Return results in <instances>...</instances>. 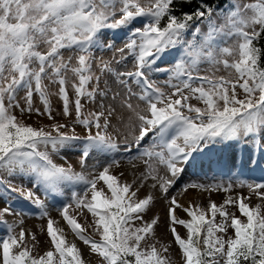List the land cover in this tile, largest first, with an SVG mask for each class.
Here are the masks:
<instances>
[{
	"label": "snow or ice",
	"instance_id": "obj_1",
	"mask_svg": "<svg viewBox=\"0 0 264 264\" xmlns=\"http://www.w3.org/2000/svg\"><path fill=\"white\" fill-rule=\"evenodd\" d=\"M185 2L190 4L192 0ZM175 5L176 0H0V198L5 193H17L45 217L49 213L40 196L31 188L12 187L3 175H26L34 188L56 198L69 191V202L61 208L63 219L92 253L102 257L104 264H172L156 244H142L146 236L154 235L159 217L135 225L149 210L153 196L134 200L138 189L132 190V185L121 182L118 175L110 172L119 163L112 156L121 150L116 138L108 132L109 118L115 109L104 107L108 90L99 88L100 76L92 67L96 63L102 73L114 71L110 62L95 56V51L114 48L113 42L104 43L100 39L106 30H127L129 39L124 48L117 50L122 55L115 62L124 64L131 57L134 68L115 71L120 83L128 89L124 106L132 114L129 119L135 118L139 127L134 145L126 143L123 150L131 153L135 147L138 156L155 158L166 168L169 175L159 176L157 167L145 161V179L151 176L164 196L190 164L217 146L227 147L234 142L252 144L249 163H255L251 152L264 155V45L257 43L264 39V0L248 3L231 0L227 12L218 10L224 14L223 25L215 23L214 10L204 0H199L193 11L182 12L180 16L175 14ZM189 32L192 38L186 39ZM232 39L231 46H224ZM175 48L180 49V56L173 66L165 69L170 74L166 83L174 89L169 95L156 87L147 74L159 71L155 67L158 59ZM64 51L72 55L66 59ZM224 56L235 59L230 63ZM203 63L213 68L222 64L225 69H234L236 76L199 75ZM69 72L78 77L73 84L74 102L70 101L67 89ZM46 78L60 85L63 115L72 114L70 103H74L75 123L86 128V136L70 135L61 130L66 125L60 123L50 125L53 134L45 127L27 124L14 114L13 110L19 108L31 115L33 95L38 93L44 111L36 108L35 113L54 119L43 84ZM94 80L90 90L88 86ZM173 80L177 83H172ZM128 81L142 87L139 99L146 102L148 114L128 102L135 95ZM194 81H199V86L193 87ZM237 89L242 90V97ZM20 91L25 92L24 107L17 99ZM97 96L102 110L85 116L81 99L95 101ZM192 98L202 101L204 107L189 103ZM145 138L151 141L152 147L140 151ZM77 142L83 145L82 167L87 166L90 156L97 157L93 167L101 170L91 178L83 171H75L72 165L65 167L52 159V153L58 154ZM236 179L241 187H248L264 201V182ZM100 182L103 186L98 188ZM78 185H83L82 191L73 190ZM190 187L228 192L232 183L214 180L209 184L183 185L184 190ZM247 199L250 197L241 194L238 200L228 196L219 205L212 201L208 209L189 206L183 211L190 218L182 219L176 215L177 208L182 206L175 196L171 197L168 216L182 251L183 264H264V203L251 206ZM73 204L92 214L99 239L85 234L82 225L69 214ZM228 205H238L245 219L229 213ZM9 214L23 213L17 212L6 200L0 208V224L7 229L6 235L0 238V264H85L81 249L66 239L63 228L54 227L51 218L47 234L53 248L43 255H33L24 243L25 230L15 231L17 223L23 221L9 223L3 219ZM218 214L222 217L219 223ZM177 224L187 229V238L177 232ZM229 227L234 235L225 238ZM167 251L165 247L163 252Z\"/></svg>",
	"mask_w": 264,
	"mask_h": 264
},
{
	"label": "rangeland",
	"instance_id": "obj_2",
	"mask_svg": "<svg viewBox=\"0 0 264 264\" xmlns=\"http://www.w3.org/2000/svg\"><path fill=\"white\" fill-rule=\"evenodd\" d=\"M145 2H147V0H145ZM239 2L248 3L255 2V0H239ZM229 8L230 7L226 8L224 11L227 12ZM213 17L217 25L224 24L223 13L214 11ZM206 30L207 29L205 27L204 31ZM191 38V32H189L186 39ZM100 39L104 43H108L109 41L114 43V48L112 50L95 51V56L98 59H103L105 62H110L111 68L114 71L112 73H102L100 67H98L96 63H93L92 66L96 75L100 76L99 88H107L108 90L107 98L103 101L104 107L108 108L110 106L115 109V114L109 118L111 123L108 128V132L116 138L117 142L121 145V150L120 152L113 154L112 158L119 161V163L114 164L110 168V172L118 175L121 182H127L132 185V190L138 189L137 195L133 197L134 200L138 201L148 195L153 196V202L149 206V210L142 214L143 219L135 221V225L140 226L144 222H151V220L156 216L159 217L158 223L154 226V235L150 234L146 236V239L142 242V244L145 246L156 244V247L161 250L162 254L170 258L172 264H183L182 251L171 231L168 216V208L171 206V197L175 196L178 203L182 206L177 208L176 211V215L182 219L190 218L183 211V208L198 205L204 209H208V206L212 201H215L219 205L222 204L228 196H232L237 200L241 194H243L244 197H250V199H247L246 202L251 206H255L257 203H264V201L259 200L256 194L251 192L248 187H241L236 179V177L244 179L242 178L240 171H238V168L242 165L243 170L246 171L244 180H249L254 183L264 182V155H262L259 151L251 152L255 163H249L248 157L250 149L253 148L252 144L249 143L245 145L240 142H234L227 147L217 146L216 150L208 153L207 155L198 157L194 164H190L184 175L177 181L174 187L170 189L167 196H164L160 189V185L152 179L151 176H148L145 179V175L147 173V165L145 164V161L149 160L150 163H153L157 167L158 171L156 175H169L166 168L163 165H160L155 158L150 160L147 156H138L135 147L132 148L131 153H126L123 150V146L126 143L134 145L135 138L139 135L138 121L135 118L131 120L129 119L132 114L124 106L125 99L129 96L128 89L120 83V78L115 75V71L134 70L131 57H129L124 64H117L115 62L120 59L122 55L117 50L124 48L126 40L129 39L127 30H106L100 36ZM233 43L234 39L228 40L224 46H231ZM63 54L66 59L72 55L69 51H64ZM124 55H127V50H125ZM179 56V48L167 51L161 58L158 59L155 66L160 70L147 74L156 87L163 89L164 92L169 95L174 92V89L166 83V81L170 78V74L165 71V69L173 66ZM222 58L228 59L230 63L235 59L233 56H224ZM73 64H75V58H73ZM199 75L235 78L236 73L234 69H225L222 64L213 68L209 64L203 63L200 66ZM67 79V89L70 101L74 102L75 89L73 88V84L78 81V77L69 72L67 74ZM172 83H177V81L173 80ZM43 84L49 94L52 106V116L54 119H49L46 114L37 115L35 113L36 108H39L41 112L44 111V105L41 103L38 93H34L33 95V112L31 115L27 112H21L19 108L13 110L18 119H22L24 122L31 124L34 127H45V130L53 131V134H55V132L50 128V125L60 123L62 125H66L65 128L61 129L62 131L67 132L70 135L75 134L80 137L86 136V128L75 123L74 103H70L71 115L65 116L62 114V99L59 96L60 85L58 83L51 82L47 78L43 80ZM94 84L95 80L89 84L88 87L90 90ZM128 84L131 85V92L135 93V95H131L128 102L136 107L137 110H144V114H148L146 102L139 99L142 87L135 85L132 81H128ZM196 86H199V81L193 82V87ZM237 91L242 97V90L237 89ZM185 94H188L187 89L185 90ZM24 95L25 92L20 91L17 96L21 107L25 106V101L23 99ZM173 98L175 99L178 97L174 96ZM81 103L83 104V112L85 116L89 113L102 110L99 107L101 104L99 96L96 97L95 101H91L87 97H84L81 99ZM189 103L198 107H204L203 102L198 101L195 98L190 99ZM105 116H107V112H105ZM101 123H103V118ZM92 131L95 132L96 129L93 128ZM145 147H152L151 141L148 138H145V140L141 143L140 151H143ZM82 148V143L77 142L74 146L61 150L58 154L52 153V159L55 163L64 165L65 167L72 165L75 171H83L85 176L91 178L92 175L97 174L101 169L93 167L97 160V157L94 154L88 158L86 167L81 166L80 157ZM154 150L159 149L157 148ZM49 151H51L50 148ZM3 179H5L6 182H9L12 187H23L24 190L31 188L37 195L40 196V199L43 200L47 206L49 215L41 217L39 209L33 207L27 201L19 198L17 193H12L11 195L5 193L3 198H0V208L5 206V201L7 200L12 204V207L17 210V212L23 213L22 215H5L3 219L7 220L9 223L22 220L23 223H17L15 231L18 233L21 229L25 230V245L32 250L33 255H43L46 251L53 248L51 240L47 234L48 219L51 218L54 222L57 219H63L61 212L62 204L69 202L68 197L70 196V192L65 190L63 193L59 194L58 198H56L46 195L42 189L34 188L30 179L26 175H3ZM214 180L223 181L225 184L231 180V190L225 192L223 189L206 190L190 187L187 190H184L183 188V185L190 182L209 184ZM153 184L156 185L155 188L153 187ZM102 186L103 182H100L97 185L98 188ZM82 189L83 185H78L73 190L82 191ZM184 202L185 204H183ZM227 210L229 213L235 214L241 219H245L241 216L238 210V205H228ZM69 214L74 216L77 222L82 225L85 229V234L93 236L94 239H99V234L95 232L94 218L92 214L87 211V209H78L73 204V207L69 210ZM221 219L222 217L218 214L216 217L217 223H219ZM64 223L66 225L67 232L79 240V238L72 232L71 227L66 223V221ZM54 227H56L55 223ZM175 227L182 238H187V229L184 226L177 224ZM6 232V226L4 224H0V235L4 236V234L6 235ZM33 235L35 236V239L32 238ZM232 235H234V230L229 227L225 238ZM165 247L168 248L167 252H163ZM82 255L84 257L85 264H104L102 257L98 254L92 253L90 247L89 253H84Z\"/></svg>",
	"mask_w": 264,
	"mask_h": 264
},
{
	"label": "trees",
	"instance_id": "obj_3",
	"mask_svg": "<svg viewBox=\"0 0 264 264\" xmlns=\"http://www.w3.org/2000/svg\"><path fill=\"white\" fill-rule=\"evenodd\" d=\"M198 2L199 0H192V3L189 4V3H186L185 0H176L175 14L177 16H180L182 12L193 11L198 6ZM204 2L210 5L214 11H218L219 9L225 10L226 8L231 7V0H204ZM257 43L260 45H264V39L257 41ZM262 66H264V60H262Z\"/></svg>",
	"mask_w": 264,
	"mask_h": 264
},
{
	"label": "bare ground",
	"instance_id": "obj_4",
	"mask_svg": "<svg viewBox=\"0 0 264 264\" xmlns=\"http://www.w3.org/2000/svg\"><path fill=\"white\" fill-rule=\"evenodd\" d=\"M183 204H185V202ZM157 210L160 211L159 209H157ZM64 222H65V220H63L62 218L57 219L55 221L56 227L64 229V233L66 235V239L68 241H74L77 244V246L81 249L82 254L89 253V246L85 245L83 243V241L78 240L77 238H74L70 233H68L67 230H66V225H65ZM2 237H3V235H0V238H2Z\"/></svg>",
	"mask_w": 264,
	"mask_h": 264
}]
</instances>
